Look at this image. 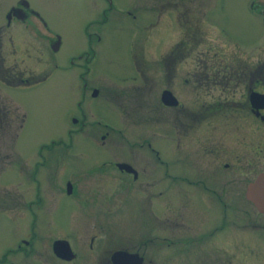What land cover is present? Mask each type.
<instances>
[{"label":"flooded vegetation","instance_id":"flooded-vegetation-1","mask_svg":"<svg viewBox=\"0 0 264 264\" xmlns=\"http://www.w3.org/2000/svg\"><path fill=\"white\" fill-rule=\"evenodd\" d=\"M118 1L92 0L68 21L73 46L63 57L77 82L68 140L58 133L0 154V264H264V210L246 195L264 173V0ZM64 42L30 0H0V140L16 141L26 118L9 90L37 89ZM112 58L116 80L102 75ZM157 74L149 96L127 93ZM141 96L159 107L153 100L143 116L150 134L139 149L63 168L75 133L104 145L106 120L129 118L120 111ZM65 196L70 211L57 213Z\"/></svg>","mask_w":264,"mask_h":264},{"label":"rangeland","instance_id":"rangeland-1","mask_svg":"<svg viewBox=\"0 0 264 264\" xmlns=\"http://www.w3.org/2000/svg\"><path fill=\"white\" fill-rule=\"evenodd\" d=\"M30 1L37 9L40 10V13L43 14L49 22H51V24L57 26V28L60 29L65 42L63 46L61 45V54L59 52L55 54V57L52 60L54 62L43 65L44 69L49 72V75L45 81L38 85L37 89L27 88L20 91H17V89L9 90L12 97L18 102H13V107L14 110H16L17 114H20L22 110H25L26 112V118L19 129L17 140L14 141V138L0 140V154H3L6 151L10 150V153L12 154V156L14 155V157H16L15 154H17L14 150L15 148L20 154L23 153L26 149L30 151L34 147L36 141L44 140V138H47L48 136H56V134L60 133L59 135L62 141L68 140L65 131L67 130V127L74 126V124L70 121L69 115L71 114L72 109H76V104L72 94L74 93V90H76L77 83L73 82L71 84V73L68 72L67 63L65 62V57H63V55L70 52L68 49L73 46V43L69 38V26L76 23V21H74L73 23L68 21L82 19L86 16V13L89 11L91 6H93L92 0H64L65 4L62 3L61 6L58 7L55 6V2H57L58 0ZM79 1L82 2V4L84 5L83 7L78 4ZM118 2L122 8L127 7L138 9L141 6L148 5V3L142 4L140 1L135 0H120ZM161 23V19H159L156 26L158 31L161 30ZM140 47L142 48L141 50L143 51V56L149 57L150 52L153 50L150 41L146 40L142 42L140 44ZM115 62V59L112 58L111 64L108 63V65L104 67L103 70H105V73L102 74L104 75V77H114L113 74H109L111 73L109 71L115 69V65L113 64ZM106 69L108 71H106ZM90 79L92 80L94 79V77L88 76L87 80L89 81ZM113 79L116 80V78ZM142 80L145 81V83H143L141 87L136 88L137 90H133L127 93L133 94L140 92L143 95L145 94L149 96L150 94H152V92L147 89V85L153 82L157 85V87H154L153 89H157L158 85L161 84L160 74ZM104 83L105 85H107L105 79ZM119 83L124 86H127L129 84L127 87L132 85L128 81H120ZM136 86H140V84H136ZM153 100L155 103L154 105L159 107L157 99L149 98L145 100V97L143 98V96H141L138 100L131 102V104L125 102L123 112L120 111V115L124 116V112L129 111V118L122 121L121 118L119 119L117 117V119L115 118V116L114 119L110 118L112 121L106 120V126H104V129L99 130L107 131L104 145H95L91 141L84 138L86 135H83V130L81 131V133H75V137L78 138L74 140V148L69 151V158L65 161L66 166H64L63 168L66 170L68 169L69 165L86 164L90 162L93 158L91 157V153L96 156V158H93V160H96L97 162L102 159L103 155L97 156L100 153L105 154V152H107V154H117V150L120 149H124L125 152H128V150L132 151L133 149H139L137 148V142L140 141L141 136H148L150 134V121L144 120L143 116L145 115V112H147L150 105H152ZM93 101L94 98L89 97L88 99L86 98L85 102L82 104V106L85 108L86 113L94 110L92 109L94 108L92 103ZM156 115H163V111L161 110V108L157 110ZM18 123V119H15V122L13 120V122L11 123V125L14 126L12 130L13 132L15 130H18L16 129ZM157 127L158 131L160 130L162 132L161 135H158V138L164 139L163 129L165 128V124L161 119H158ZM121 131L123 133V136L119 137L118 134ZM79 137L82 139H80ZM97 140L99 141V139ZM144 144L142 145V147L146 148L147 146H145ZM136 150H134L133 152H135ZM162 152H164V150H162ZM107 156L110 157V155ZM137 157H139L138 160L140 164H144V158H147L144 153H140ZM5 166L6 164L3 165L0 170L4 169ZM74 168L79 169V167L77 166ZM66 173L67 172L64 171V174ZM109 185L112 186V184L108 183V187L106 188L108 190L113 188L109 187ZM87 188H89L90 191V187ZM83 191L85 192L84 188ZM122 193L123 192H121V194L119 195H126ZM88 194H93V192H88ZM129 195H132V192L129 193ZM67 198L68 196H65V198L62 199L61 205L56 209V211H59L57 213L63 214L70 211L69 204L64 202L68 200ZM65 217H67V215H65ZM61 218H63V216ZM49 233L50 232H46L44 234V237H42L45 241H47V234ZM52 233L54 232L52 231ZM4 237L5 235L1 236L0 242L3 241Z\"/></svg>","mask_w":264,"mask_h":264},{"label":"water","instance_id":"water-1","mask_svg":"<svg viewBox=\"0 0 264 264\" xmlns=\"http://www.w3.org/2000/svg\"><path fill=\"white\" fill-rule=\"evenodd\" d=\"M74 120V118H72ZM118 165H125L119 162ZM67 190H69V185L67 184ZM246 195L254 202L259 210H264V173H259L251 182H249ZM65 240L56 239L53 244L62 243Z\"/></svg>","mask_w":264,"mask_h":264}]
</instances>
